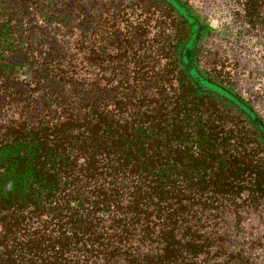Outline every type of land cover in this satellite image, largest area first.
Wrapping results in <instances>:
<instances>
[{
    "label": "trees",
    "instance_id": "1",
    "mask_svg": "<svg viewBox=\"0 0 264 264\" xmlns=\"http://www.w3.org/2000/svg\"><path fill=\"white\" fill-rule=\"evenodd\" d=\"M233 1L236 32L188 0H0V264H264V116L227 51L264 47V0Z\"/></svg>",
    "mask_w": 264,
    "mask_h": 264
},
{
    "label": "rangeland",
    "instance_id": "2",
    "mask_svg": "<svg viewBox=\"0 0 264 264\" xmlns=\"http://www.w3.org/2000/svg\"><path fill=\"white\" fill-rule=\"evenodd\" d=\"M192 2L195 7H199L202 15L210 20L212 25L215 28H218L222 22L226 23L229 27H232L231 30L239 29L238 20L240 19V11L237 9L233 0H188ZM237 25L236 28L233 26ZM241 44V43H240ZM245 42L242 41L241 46L236 44L235 47H227V51L231 52V55H238L240 57L241 64H244L245 67L242 69L245 71V75L241 81H238L235 86L240 91L241 94L247 95L248 99L251 101L253 106L260 111L261 115L264 116V97L263 94H259L255 87L251 84V78L248 75L249 70L256 74L255 69H257L258 76L264 81V47H251L249 48ZM261 48V50H258ZM253 53L255 55H253ZM253 55V56H252ZM256 65V67H255ZM263 77V78H262ZM251 224L254 225L253 231H258L259 235L264 237V214L261 216V219H250ZM249 222V224H250ZM245 226V231L251 230L249 226ZM252 231V230H251ZM249 232V231H248Z\"/></svg>",
    "mask_w": 264,
    "mask_h": 264
}]
</instances>
